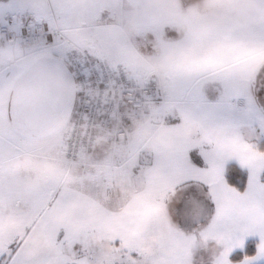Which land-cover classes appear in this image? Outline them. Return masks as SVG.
<instances>
[{
  "label": "snow or ice",
  "instance_id": "6c2138e0",
  "mask_svg": "<svg viewBox=\"0 0 264 264\" xmlns=\"http://www.w3.org/2000/svg\"><path fill=\"white\" fill-rule=\"evenodd\" d=\"M0 264H264V0H0Z\"/></svg>",
  "mask_w": 264,
  "mask_h": 264
}]
</instances>
